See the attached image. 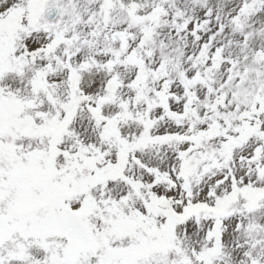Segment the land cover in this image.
Wrapping results in <instances>:
<instances>
[{"label":"snow or ice","instance_id":"1","mask_svg":"<svg viewBox=\"0 0 264 264\" xmlns=\"http://www.w3.org/2000/svg\"><path fill=\"white\" fill-rule=\"evenodd\" d=\"M0 264H264V0H0Z\"/></svg>","mask_w":264,"mask_h":264}]
</instances>
